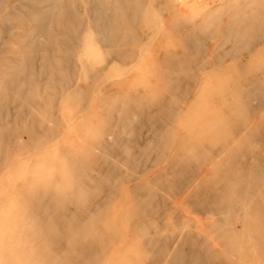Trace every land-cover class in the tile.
<instances>
[{
	"label": "rangeland",
	"instance_id": "374dc122",
	"mask_svg": "<svg viewBox=\"0 0 264 264\" xmlns=\"http://www.w3.org/2000/svg\"><path fill=\"white\" fill-rule=\"evenodd\" d=\"M0 264H264V0H0Z\"/></svg>",
	"mask_w": 264,
	"mask_h": 264
}]
</instances>
